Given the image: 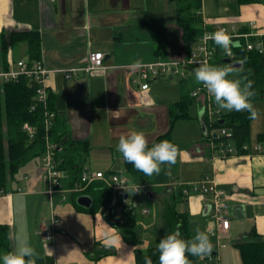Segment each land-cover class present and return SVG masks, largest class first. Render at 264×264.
<instances>
[{
    "label": "crops",
    "instance_id": "crops-1",
    "mask_svg": "<svg viewBox=\"0 0 264 264\" xmlns=\"http://www.w3.org/2000/svg\"><path fill=\"white\" fill-rule=\"evenodd\" d=\"M200 4L203 27L219 26L227 29L229 34H235L242 28H250L249 22L253 21L257 26L255 30L264 31L262 3L201 0ZM166 9L172 15L165 20L172 22L158 19ZM176 11L175 0H0V33L35 30L39 34L40 58L44 67L51 71L47 81L55 110L67 125L69 139L86 141L89 146L83 169L94 171L90 169V159L106 160L110 167L107 172H117L114 170L116 167L124 169L123 158L116 150L120 135L133 130L142 131L151 145L168 130V109L181 98L187 79H177L173 85L157 82L163 77H168L163 80L169 82L173 76L153 78L148 88L141 90L135 67L153 60L149 59L150 53L154 58L182 56L180 50L177 56L178 53L172 49L173 43L178 44L177 48L183 45L182 32L176 24ZM148 25L155 28L153 34L149 33L152 37L144 40L149 42L144 44L148 45L147 48L142 47L139 52L131 50L130 45L136 42L130 39L136 37L135 29L143 35ZM23 43L22 57H25L27 45ZM94 51L104 53L103 64L108 66L104 73L82 70L88 52ZM9 58L14 59L13 48L6 53V61ZM188 79L194 83L188 88L189 94L196 83L191 74ZM194 100L201 109V99ZM181 119L185 118L176 121ZM198 120L201 139L178 147L176 163L167 165L166 174L171 183H155L152 176H148L150 200L156 198L161 206L158 195L153 191L162 194L165 187L179 180V176L183 178L184 169H199V178L206 176L228 197L230 223L220 234L221 240L235 243L251 228L264 240V153L218 156L210 142L203 140L206 128L201 116ZM175 122L169 131L170 136ZM38 158L37 162L28 161L23 165V172L14 183L13 176L9 177L0 193V223L8 225L10 240L9 248L2 256L14 249L16 237H20L40 254L39 264H134L135 246L123 238L120 229L105 219L100 209L95 213L78 210L73 201L80 195L74 198L77 191H56L49 199ZM193 178L191 176L187 181L196 180ZM142 202V198L136 202V219L150 224L157 212L154 210V215H142ZM206 205L202 195L191 193L177 202L176 210L189 216L200 214L206 217ZM53 216L58 221L51 225ZM108 226L115 228V234L122 237V247L104 246L102 234ZM43 227L52 230L51 240L40 235ZM149 228L152 231L156 229L151 225ZM151 235L152 240L159 242L167 234L163 231L162 235L158 232ZM136 246L144 247L139 243ZM216 253L213 251L210 256ZM207 259L208 263L213 262L214 256ZM192 264L199 263L194 260Z\"/></svg>",
    "mask_w": 264,
    "mask_h": 264
},
{
    "label": "trees",
    "instance_id": "trees-1",
    "mask_svg": "<svg viewBox=\"0 0 264 264\" xmlns=\"http://www.w3.org/2000/svg\"><path fill=\"white\" fill-rule=\"evenodd\" d=\"M240 3L258 2L264 4V0H238ZM177 5L176 24L181 29L182 40L186 50L192 42L197 40L205 30H212L210 27H203L200 8L201 0H175ZM249 28H242L239 33L248 32ZM234 38V37H233ZM249 37V40H254ZM238 40L240 47L232 50L238 54L236 61L246 60L240 71V76H247L253 81V90L256 95L252 100L264 97V48L262 52L257 50H246L244 38H234ZM19 42H25L27 45L26 53L31 59L40 57L39 34L35 30L24 31H2L0 33V67L7 69L6 53L10 48L16 46ZM211 45L215 48L214 56L210 64L223 66L226 63L222 61L223 50L216 46L213 41ZM230 78H239L238 76ZM26 77H20L16 81H10L0 84V192H3L9 177H12L17 170L31 159L40 156L46 145V138L49 142L55 144L58 169L63 173V186L72 188L79 180L83 170L84 163L87 160L89 146L86 141L75 142L69 139L67 125L59 116L54 107V100L51 91L48 94L47 109L54 112L53 118L49 119L50 126L44 127V108L34 96V87L31 86ZM194 100V97L182 92L181 98L174 102L168 109L169 127L165 133L159 135L155 141L149 145L163 140H171L170 129L172 124L179 118H187L188 103ZM204 120L205 131L203 133L204 141H217L210 129L226 127L231 129L230 137L224 139L234 144L238 148V153H242L241 146L249 143V113L247 111H226L223 110L220 119L209 122ZM220 120L223 122L220 123ZM23 123L29 124L34 128L33 139L27 138L23 129ZM258 142H264V131L258 135ZM173 143V142H172ZM125 172L135 182H148V176L137 171L133 165L124 161ZM78 194H88L92 198L90 208H84L74 201V206L78 210L90 213L97 212L101 207H107L111 197L110 188L102 182H93L87 185L83 190L77 191ZM184 199L179 187L172 189L164 200L162 210V222L165 226L166 234L175 231L181 233L184 239H190V233L187 227V214L176 210L178 201ZM105 219L115 228L120 229L118 221L122 218L127 223H133L136 214L129 208H121L118 213L104 214ZM121 230V229H120ZM123 238L131 245H134V264H145L144 257H150L153 264H159V253L157 252V243L148 244L145 248L137 247V232L135 228L121 230ZM9 227L7 224L0 223V257L4 250L10 245ZM246 237H256L252 240ZM240 255V264H264V240L259 238L254 228L245 233L244 237L234 243ZM193 262L194 256L189 255ZM39 264V261H37Z\"/></svg>",
    "mask_w": 264,
    "mask_h": 264
},
{
    "label": "built area",
    "instance_id": "built-area-1",
    "mask_svg": "<svg viewBox=\"0 0 264 264\" xmlns=\"http://www.w3.org/2000/svg\"><path fill=\"white\" fill-rule=\"evenodd\" d=\"M201 15V11H200ZM249 31L245 33L230 34L234 38L245 39L246 50H257L262 52L264 48V31L255 30L257 28L255 22H249ZM221 27L212 28V30H205L204 33L195 40L189 49L187 50L184 58L179 60H170L169 58H154L151 61L140 63L136 65V71L139 79V87L141 90H146L149 86V81L153 78L163 76H178L186 77V70H192L199 66L200 63L207 61L211 62L215 53L214 46L211 45V40L205 41L203 36L205 33L215 32ZM249 37L255 39L249 40ZM233 51V50H232ZM104 53L100 51L88 52L87 61L82 67L85 72H100L104 73L107 69V65L103 64ZM236 61L238 54L233 51L232 57H227ZM7 69L0 67V84L10 81H16L20 77H26L29 84L34 87V96L38 102L44 108V127L46 129L50 126V118H53L54 112L47 109L48 94L50 92V86L48 85V79L50 70L46 69L42 63L41 58L31 59L28 56L20 57L16 59H7ZM189 95L194 98L201 99V109H203V115L201 118H207L209 122L220 119L223 110L218 109L214 100L210 97L206 90L201 85H195L191 88ZM23 129L27 134V138L33 139L34 128L29 124L23 123ZM210 134H216L215 138L218 140L210 141V145L218 156H230L237 154H250L252 152L264 153V142H257L254 145L250 143H244L240 148L242 153H238V148L229 142L225 138L230 137L231 129L226 127H220L216 129H210ZM57 146L49 142L46 138V145L44 152L40 155V165L42 168L43 177L47 184L46 194L51 200L53 192L56 191H81L87 185L93 182H102L107 185L111 190V197L107 207H101V211L104 214L118 213L121 208H129L135 212L136 202L141 198L150 200V188L149 182H135L128 175L119 172H103L101 170L89 171L83 169L79 180L72 188H63V173L57 167V161L55 159ZM128 186V187H127ZM173 188L179 187L183 196H188L191 193H199L202 195L203 200L209 206L206 213L209 225L207 231L212 236H220L223 231H226L229 226V204L226 193L217 188L215 183L209 180L206 176L197 183L188 184H171ZM127 188V189H126ZM128 190L130 193H128ZM140 190L136 193H132L135 190ZM18 191H22V188H18ZM1 193V192H0ZM127 201V203H126ZM142 215H154V210L148 206H142L140 208ZM58 221V218L53 216L50 220V224L54 225ZM43 239L51 240L53 238V232L48 227H43L40 234ZM212 258V256H209Z\"/></svg>",
    "mask_w": 264,
    "mask_h": 264
},
{
    "label": "clouds",
    "instance_id": "clouds-1",
    "mask_svg": "<svg viewBox=\"0 0 264 264\" xmlns=\"http://www.w3.org/2000/svg\"><path fill=\"white\" fill-rule=\"evenodd\" d=\"M203 39L213 41L227 57L233 56V48L240 47L239 41L234 40L225 28L205 33ZM245 62L246 60H239L237 63L242 66ZM240 71L236 64L217 66L205 61L194 69V77L196 84L206 90L218 109L229 112L247 111L249 119L257 120L260 118V112L252 102V98L256 95L253 81L247 76H240ZM234 76L239 78H230ZM203 111L199 109L197 115L202 116ZM116 150L126 163L133 165L145 176L159 175L162 171L161 166L174 165L178 154V147L169 140L160 141L149 147L145 134L135 130L120 135ZM126 189L125 191L130 193ZM138 191L140 190L137 189L132 193ZM114 229L108 226L103 232L105 247H122V237L116 235ZM16 240L14 249L0 257L2 264H37L40 258L37 250L26 239L16 237ZM213 247L210 234L197 226L190 239L182 238L179 231L165 235L158 242L156 250L159 253V264H192L189 255L204 259L211 255ZM144 261L145 264H153L150 257L145 256Z\"/></svg>",
    "mask_w": 264,
    "mask_h": 264
},
{
    "label": "rangeland",
    "instance_id": "rangeland-1",
    "mask_svg": "<svg viewBox=\"0 0 264 264\" xmlns=\"http://www.w3.org/2000/svg\"><path fill=\"white\" fill-rule=\"evenodd\" d=\"M171 15L172 14L170 13V10H167L166 13L163 11V14H160L158 19L160 18V19L166 21L165 19H167L168 16H170V18H171ZM169 22H172V20H167L165 23H169ZM151 24H155V23H151ZM154 28H155V26L148 25L146 27V33L143 35H141V32L136 28L134 31L136 33V37H130V39L132 41H136V42H134L133 44L130 45V49L134 50L135 52L136 51L139 52L138 50H140L142 47L147 48L148 45L144 46V44H147L149 42L148 41L144 42V40L145 39L147 40V38L152 37L149 33L151 31L153 34ZM175 32L176 31L174 30V35H175ZM170 36H172V35L170 34ZM181 40H182V37H181ZM176 45H178V44L173 43V46H172V49H174V53H178V54H176L177 56L180 54L182 56L179 58L171 57L170 60L182 59V58H184V56L187 53L184 42L180 48H179V46L177 48ZM24 48H25V44L23 42L22 43L19 42L16 46L13 47L14 59L20 58L24 55V54H22V53H24V50H25ZM179 50H180V54L178 52ZM149 59H154L153 54L150 53ZM0 60H1V52H0ZM190 74L192 75L193 78H195L194 72H190L189 70H186L185 79H187L188 82L186 83V85H184V88H182L183 92H185V93H187L188 88H190L194 84L193 81L190 82L189 81L190 79H188V76ZM163 78H168V77H163ZM163 78L161 80H157V82H163V83H169V84L176 85V80L182 79L184 77L175 76V77H173L174 80H173V78H171V81H169V82H166L165 80H163ZM252 102H253L254 106L260 112V118L257 120H250L249 127H248L249 128V142L252 145H254L258 142V135L264 131V97L252 100ZM198 110H199L198 102L195 100H192L191 102L188 103V107H187L188 117L175 122L171 137L173 139L172 141L175 142V145L177 147L185 146L188 142H192L194 140H200L201 139L200 122L198 120V115H197ZM38 157H40V156H37L30 161L31 162H35V161L37 162L39 160ZM105 161H98L95 159H93V161H92L90 159V162H91L90 163V169L94 170V171L96 169H101V171L107 172L110 169V167L107 164L108 162H105ZM161 167H162L161 173L159 175H153L152 180L155 183H161L163 185H164V183L170 184L171 182L169 181V178L166 174L167 165H162ZM22 169H23V166H21L17 170V172L13 175L12 179H14V181L12 180V183H14L19 178L21 171L23 172ZM114 170L119 172V173H125V169H123V168L119 170L118 167H116V169L114 168ZM198 170L199 169H192V168L184 169L183 178H180V176H179V178H178L179 180L176 181L177 185L181 184V183L185 184V182H187V184L188 183L192 184V183H197L200 180H202V178H199L200 176H198L199 175L197 173ZM200 174H202V173H200ZM191 176L194 177L193 179H196V180L187 181V179H191ZM197 178H199V179H197ZM9 180L10 179L8 178L7 181H9ZM176 182H174V183H176ZM152 188H153V186H152ZM171 192H172L171 186L165 187L164 192H162V194L159 191H157V192L153 191V193H156L158 195L161 206L159 205V203H157L156 198H155V200L154 199L153 200L143 199L142 205L151 207V208H153V210H156V212H157L156 215L153 216V220H152L153 222H150V224H147L146 221L142 220V219H139L138 221H137V219H135V222L127 223L124 221V219L122 220V218H121L117 222L118 226L120 227V229L122 231H124V229L127 230V228H131V227L136 229L137 240L139 241V245H144V247H141V248H145L148 244H153V243L158 242L156 240H152L151 233L156 234L158 232L159 235H162V233L164 231V233L166 234L165 226L162 222V218L160 215V210L163 208L164 200L167 198V196ZM137 215H138V213H137ZM148 217L151 218L152 216H148ZM150 225H151V227L153 226V228H156L155 229L156 232L152 231V229L149 228ZM208 225H209V220H207V217H204L200 214H198L197 216H189V214H187V227H188V230L190 233V238L194 235V229L197 226H199L201 230L207 231ZM220 236H212L210 234V239L214 245L213 251H217V253L215 255H213L214 261L208 263V261H207L208 260L207 258L209 257L208 256V257H205L204 259H200L198 257H195V262H197L199 264H202V263L203 264H218V262H219V264H240V262H241L240 255H238L239 252H238V249L236 248V246L234 245V242H232V240H228V241L223 242L221 240Z\"/></svg>",
    "mask_w": 264,
    "mask_h": 264
},
{
    "label": "water",
    "instance_id": "water-1",
    "mask_svg": "<svg viewBox=\"0 0 264 264\" xmlns=\"http://www.w3.org/2000/svg\"><path fill=\"white\" fill-rule=\"evenodd\" d=\"M222 61L225 62L226 64L228 63H232V64H236L237 67H239L240 69L243 67V65H239L237 62L238 61H234V60H231V59H228V58H222ZM223 121L220 120V123H222ZM213 136L215 137L216 134L214 133ZM75 202L78 204V205H81L82 207L84 208H90L91 205H92V198L90 195L88 194H80L76 197L75 199ZM208 205L205 206V213H207L208 211Z\"/></svg>",
    "mask_w": 264,
    "mask_h": 264
}]
</instances>
